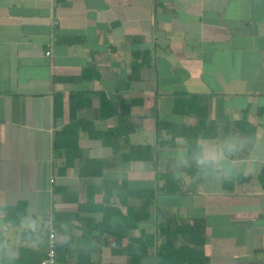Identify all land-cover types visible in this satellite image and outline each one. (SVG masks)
<instances>
[{
	"label": "crops",
	"instance_id": "crops-1",
	"mask_svg": "<svg viewBox=\"0 0 264 264\" xmlns=\"http://www.w3.org/2000/svg\"><path fill=\"white\" fill-rule=\"evenodd\" d=\"M78 92L91 101L78 118L102 132L119 126L122 101L131 105L128 134L105 140L80 129L74 136L83 157L112 164L102 176H82L79 159L62 173L66 157L54 151L55 132L68 123ZM101 93L113 100L110 116L101 111ZM195 97L206 106L203 122L176 109L178 99ZM58 98L64 112L57 118ZM263 108L264 0H0V264H37L29 251L57 211L103 225V211L80 213L77 200L126 215L140 209L141 193L152 194L150 218L131 237L145 228L160 246L167 239L162 223L202 219L210 264H264ZM158 121L196 130L202 144L237 137L241 148L222 153L214 173L194 164L178 168L172 154L187 150L188 138H174L178 127L158 128ZM144 146L152 159L127 157ZM109 179L126 181L127 189L106 190ZM67 222L53 224L59 242L74 249L83 228L94 224ZM89 238L97 263L128 260L109 233L94 230ZM187 241L176 238L177 245ZM73 257L68 264L77 262Z\"/></svg>",
	"mask_w": 264,
	"mask_h": 264
},
{
	"label": "trees",
	"instance_id": "trees-1",
	"mask_svg": "<svg viewBox=\"0 0 264 264\" xmlns=\"http://www.w3.org/2000/svg\"><path fill=\"white\" fill-rule=\"evenodd\" d=\"M135 57L138 54L135 52ZM140 65L134 63V71L139 68ZM83 77V76H82ZM86 77V76H85ZM83 77V78H85ZM86 93H75L72 95L69 106V120L63 128L55 132L54 137V151L57 157H66L67 163L66 167L62 168L60 171L66 173L68 168L74 166L76 159L80 160V174L82 176H102L104 169L112 165L107 159H95V158H85L82 155V149L80 146L79 139L76 136L79 134L80 129H84L94 137H100L102 139L111 138L117 135L128 134L132 128H126L128 122V116L130 113L131 105L124 101L121 102L123 106V111L120 114V124L116 128L110 129L108 131H98L94 128L93 123L90 120L80 119L77 116V111L82 106H88L90 100L85 97ZM197 96V95H195ZM113 100L106 95V93H101V111L103 116H110L114 113L112 107ZM176 109L180 113L186 114L194 112L196 113L203 122L206 117V106L201 105L195 98L189 100L181 99L177 100ZM186 107V108H185ZM185 108V109H184ZM107 109H109L107 111ZM183 109V110H182ZM264 109V108H263ZM182 110V111H181ZM64 112L63 101L59 98L56 100L55 104V116L58 118L62 116ZM158 128L164 127V125H169L170 127H178L176 131H173L174 138L177 135H185L188 138L189 147L195 143L198 139V134L196 130L193 131L192 128H188L184 125L186 130H178L182 124H172L167 121H158ZM126 128V129H125ZM64 136H66L64 138ZM154 153L150 146H144L141 152H136L127 155L130 159H152ZM174 177L172 174L167 175V187L168 190L174 192L178 189L177 186L171 185L173 183ZM264 181V176H262ZM106 190L112 189L119 192L127 189L126 181L120 182L117 179H109L105 181ZM130 190V189H129ZM132 194V191L128 192V195ZM144 196V200L141 204L139 210L130 209L128 214L123 215L121 210L117 207H107L103 204L96 203H82L78 202L79 212H99L103 211V225L101 223H95L94 218L90 216H81L79 213H63L55 212L53 216V222L55 224L65 223L71 224L74 220L82 221L83 224L93 223L92 228H83L84 233L76 238V246L71 249L67 246L64 241L59 242L57 245L58 261L61 257V264H68L74 260L73 255H78V260L75 264H101L97 263L92 259V252L97 250V247L92 244L89 235L94 230H101L103 232L109 233L116 239V251L123 254L128 260L123 262H109L103 264H143L146 259H153L155 264H210L209 257L206 253V223L202 219H194L192 223L188 221H175L174 223L164 222L160 225V233L166 236V241L160 246L157 245V236L154 233L147 232L145 228H142V235L140 237H131L129 232L133 228H138L140 224L150 218V212L148 210L151 202V193H141ZM127 195V196H128ZM127 196L121 198L122 203H126ZM68 199L71 195L67 196ZM105 201L109 198L105 195ZM13 209L7 210V215ZM54 225V224H53ZM89 226V225H88ZM49 228L50 226L44 225L40 230L37 231V248L33 251H29L36 255L37 264H42L44 258L46 257L48 245H49ZM179 234L188 237V241L180 245L176 244V238ZM36 235V234H35ZM70 237V236H69ZM39 238V239H38ZM41 239V240H40ZM126 242V243H124ZM157 247L154 252L151 248Z\"/></svg>",
	"mask_w": 264,
	"mask_h": 264
},
{
	"label": "clouds",
	"instance_id": "clouds-1",
	"mask_svg": "<svg viewBox=\"0 0 264 264\" xmlns=\"http://www.w3.org/2000/svg\"><path fill=\"white\" fill-rule=\"evenodd\" d=\"M241 148L237 137L225 136L221 145L202 144L198 138L187 150L180 149L173 155L175 166L178 168L190 167L193 164L204 174L219 171L223 164L222 153L232 155Z\"/></svg>",
	"mask_w": 264,
	"mask_h": 264
},
{
	"label": "built area",
	"instance_id": "built-area-1",
	"mask_svg": "<svg viewBox=\"0 0 264 264\" xmlns=\"http://www.w3.org/2000/svg\"><path fill=\"white\" fill-rule=\"evenodd\" d=\"M46 53L48 55H51L52 49H48ZM57 245H58V235L53 225V222H51L49 228V245H48L46 257L44 258L42 264H59Z\"/></svg>",
	"mask_w": 264,
	"mask_h": 264
}]
</instances>
